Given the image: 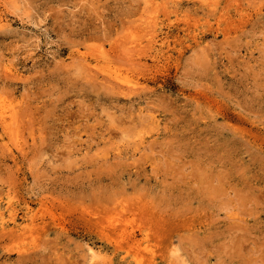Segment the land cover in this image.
<instances>
[{"label":"rangeland","instance_id":"1","mask_svg":"<svg viewBox=\"0 0 264 264\" xmlns=\"http://www.w3.org/2000/svg\"><path fill=\"white\" fill-rule=\"evenodd\" d=\"M0 106V264H264V0H0Z\"/></svg>","mask_w":264,"mask_h":264},{"label":"bare ground","instance_id":"2","mask_svg":"<svg viewBox=\"0 0 264 264\" xmlns=\"http://www.w3.org/2000/svg\"><path fill=\"white\" fill-rule=\"evenodd\" d=\"M79 52V51H78ZM7 69V68H6ZM107 70V69H106ZM120 70V69H119ZM109 71V70H108ZM112 73V72H111ZM110 73V74H111ZM125 76V75H124ZM109 77H112V79L119 83V84H124V85H127L129 84V81L127 79H125V77H123V74L122 72L120 73L119 71H114L111 76ZM4 103V102H3ZM9 106V105H8ZM5 107L3 106H0V121H2L3 123H7L8 122V118H10L12 120V116L13 114L9 113L8 111H5L4 109ZM7 108V107H6ZM14 119V118H13ZM10 121V120H9ZM14 123V121H13ZM12 124V122H11ZM10 126V125H9ZM11 128V127H10ZM9 129V128H8Z\"/></svg>","mask_w":264,"mask_h":264}]
</instances>
